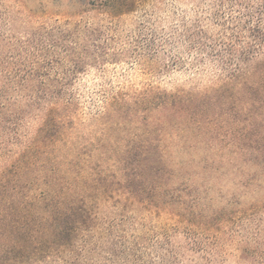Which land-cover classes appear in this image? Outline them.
<instances>
[{"label": "trees", "instance_id": "trees-1", "mask_svg": "<svg viewBox=\"0 0 264 264\" xmlns=\"http://www.w3.org/2000/svg\"><path fill=\"white\" fill-rule=\"evenodd\" d=\"M234 4L228 42L196 59L216 64L219 75L211 87L196 94L152 89L133 105L113 98L94 120L102 127L96 141L80 147L59 145L66 130L73 128L68 78L89 61L74 34L57 39L42 35L26 46H15L0 29V264H81L90 232L98 229L102 204L115 209L168 207L166 193L160 195L158 189L169 188L172 180L201 178L212 164H218L213 172L219 179L234 172L242 193L261 184L264 0H246L245 7L240 0ZM63 63L69 69L59 72ZM138 111L156 115L152 123L181 131L212 128L211 140L223 143L205 149L210 153L200 160L201 172H189L171 161L168 171L163 163L153 167L150 149L113 147L103 136ZM32 120L37 129L29 136L24 129ZM155 154L162 161L159 152ZM257 202L247 210L264 209V198ZM196 220L203 225L202 217Z\"/></svg>", "mask_w": 264, "mask_h": 264}, {"label": "rangeland", "instance_id": "rangeland-1", "mask_svg": "<svg viewBox=\"0 0 264 264\" xmlns=\"http://www.w3.org/2000/svg\"><path fill=\"white\" fill-rule=\"evenodd\" d=\"M245 4L240 0V7ZM236 8L234 0H0V29L15 46L42 35L74 34L89 61L68 78L73 128L59 145L80 147L96 141L102 127L94 120L113 98L133 105L152 89L196 94L211 87L219 75L216 64L196 59L228 42ZM62 65L59 72L69 69ZM126 119L119 129L104 131L105 141L146 147L152 166L163 163L167 171L171 161L201 172L200 160L210 153L205 149L223 143L211 140L212 128L198 133L152 123L153 113L138 111ZM36 129L32 120L24 132L33 136ZM216 168L158 189L169 208L102 204L81 264H264V209L247 210L264 198V178L242 193L234 172L219 179Z\"/></svg>", "mask_w": 264, "mask_h": 264}]
</instances>
